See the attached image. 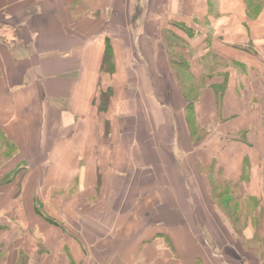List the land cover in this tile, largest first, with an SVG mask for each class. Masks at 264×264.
Instances as JSON below:
<instances>
[{"label": "crops", "instance_id": "0c3cea01", "mask_svg": "<svg viewBox=\"0 0 264 264\" xmlns=\"http://www.w3.org/2000/svg\"><path fill=\"white\" fill-rule=\"evenodd\" d=\"M0 264H264V0H0Z\"/></svg>", "mask_w": 264, "mask_h": 264}, {"label": "rangeland", "instance_id": "374dc122", "mask_svg": "<svg viewBox=\"0 0 264 264\" xmlns=\"http://www.w3.org/2000/svg\"><path fill=\"white\" fill-rule=\"evenodd\" d=\"M229 197V195H225L224 196V199H227ZM219 203H222V200L220 199L218 202ZM220 205V204H219ZM221 209L223 208L224 210L228 211V212H232L233 210H235L236 208V203H234L233 201L230 202V205H228L227 203H222V205H220ZM233 218H235L233 215H232ZM236 219V218H235ZM242 221V219L240 218L238 221H237V225ZM236 225V226H237ZM200 228L203 232V235L204 237L206 238L208 236V239H212L211 237V234L208 232V234L203 230V227L200 225Z\"/></svg>", "mask_w": 264, "mask_h": 264}, {"label": "trees", "instance_id": "16d2710c", "mask_svg": "<svg viewBox=\"0 0 264 264\" xmlns=\"http://www.w3.org/2000/svg\"><path fill=\"white\" fill-rule=\"evenodd\" d=\"M231 188H233V186H232ZM228 190H230V189L223 188L222 191L218 192V198H220L222 195L228 193V192H227ZM232 200H233L232 197H229V198H227L225 201H226L227 204L230 205V202H232ZM234 202H235V201H234Z\"/></svg>", "mask_w": 264, "mask_h": 264}]
</instances>
